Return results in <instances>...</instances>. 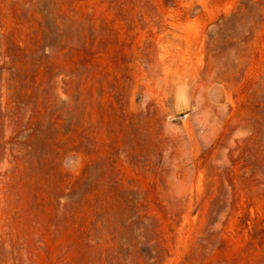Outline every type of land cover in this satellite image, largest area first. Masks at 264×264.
Returning a JSON list of instances; mask_svg holds the SVG:
<instances>
[{
  "label": "rangeland",
  "instance_id": "1",
  "mask_svg": "<svg viewBox=\"0 0 264 264\" xmlns=\"http://www.w3.org/2000/svg\"><path fill=\"white\" fill-rule=\"evenodd\" d=\"M0 264H264V0H0Z\"/></svg>",
  "mask_w": 264,
  "mask_h": 264
}]
</instances>
